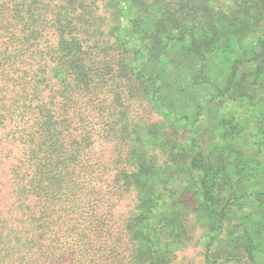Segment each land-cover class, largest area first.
I'll use <instances>...</instances> for the list:
<instances>
[{"label":"trees","instance_id":"trees-1","mask_svg":"<svg viewBox=\"0 0 264 264\" xmlns=\"http://www.w3.org/2000/svg\"><path fill=\"white\" fill-rule=\"evenodd\" d=\"M189 216L264 264V0H0V264H175Z\"/></svg>","mask_w":264,"mask_h":264},{"label":"rangeland","instance_id":"rangeland-1","mask_svg":"<svg viewBox=\"0 0 264 264\" xmlns=\"http://www.w3.org/2000/svg\"><path fill=\"white\" fill-rule=\"evenodd\" d=\"M203 120L200 121V142L206 147L213 140V128L211 122L208 120V116H202ZM129 206L132 204L131 200H127ZM189 230L188 239L184 241V244L175 252L174 263L175 264H204L202 260L203 248L205 245V233L203 231V225L198 216H189L188 218ZM221 237V236H220ZM222 240V239H221ZM217 242L216 246H220V242ZM178 245V243H176ZM180 247V246H177ZM230 264H240L239 261L231 262Z\"/></svg>","mask_w":264,"mask_h":264}]
</instances>
